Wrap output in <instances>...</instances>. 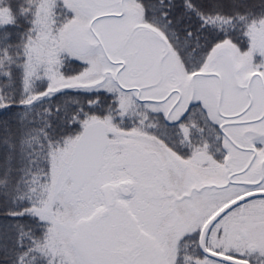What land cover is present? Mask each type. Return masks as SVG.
Returning a JSON list of instances; mask_svg holds the SVG:
<instances>
[{
	"label": "snow or ice",
	"instance_id": "6c2138e0",
	"mask_svg": "<svg viewBox=\"0 0 264 264\" xmlns=\"http://www.w3.org/2000/svg\"><path fill=\"white\" fill-rule=\"evenodd\" d=\"M0 264H264V0H0Z\"/></svg>",
	"mask_w": 264,
	"mask_h": 264
}]
</instances>
